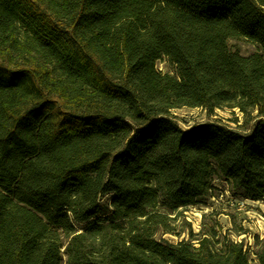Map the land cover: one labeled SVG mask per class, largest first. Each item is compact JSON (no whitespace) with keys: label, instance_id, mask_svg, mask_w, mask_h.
Segmentation results:
<instances>
[{"label":"trees","instance_id":"trees-1","mask_svg":"<svg viewBox=\"0 0 264 264\" xmlns=\"http://www.w3.org/2000/svg\"><path fill=\"white\" fill-rule=\"evenodd\" d=\"M215 179L264 200V0H0V264H249L214 230L155 238Z\"/></svg>","mask_w":264,"mask_h":264},{"label":"rangeland","instance_id":"rangeland-1","mask_svg":"<svg viewBox=\"0 0 264 264\" xmlns=\"http://www.w3.org/2000/svg\"><path fill=\"white\" fill-rule=\"evenodd\" d=\"M228 45L241 55H248L255 50L253 45L243 39L229 41ZM156 69L162 75L176 77L175 66L166 57L156 63ZM171 113L183 130L195 124L211 121H219L232 128L237 127L235 120L239 125L243 123V117L236 109H217L208 114L201 108L182 107ZM212 184L215 187L214 196L209 198L205 205L180 209L181 214L172 223L174 234L158 231L155 238L176 244L182 240L189 241V231L200 236L214 230L218 234L216 239L227 238L235 243L242 242L249 264H257L254 254L258 247L254 245L253 238L257 236L259 240L264 239V200H243L232 193L230 186L222 180L215 179ZM108 201V196L102 199L103 203ZM80 228L81 226H77L76 230L81 232Z\"/></svg>","mask_w":264,"mask_h":264}]
</instances>
